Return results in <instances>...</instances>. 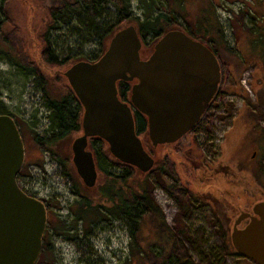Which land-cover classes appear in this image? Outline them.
<instances>
[{"label":"rangeland","instance_id":"374dc122","mask_svg":"<svg viewBox=\"0 0 264 264\" xmlns=\"http://www.w3.org/2000/svg\"><path fill=\"white\" fill-rule=\"evenodd\" d=\"M58 2L8 0V20L3 25V31L11 46L0 38V109L15 119L23 135L25 160L22 178L26 180L30 193L46 204L47 223L56 225L65 220L75 224L72 240L65 234H53V253H49L44 260L49 264H151L149 260L143 261L140 254L150 252L154 245L152 252L163 250L165 254L174 253L180 262L188 257L199 262L216 254H225V264H256L236 250L228 251L221 222L215 214V208L221 215L229 214L234 224L241 211L251 212L256 202L264 200V119L247 117L242 97V93L247 92L251 98H256L252 86L256 82L260 62L248 59L254 52L252 39L249 36L237 39L233 28L235 22L232 21L234 14L243 8L244 0H215L227 43L249 60L240 76L241 93L232 91L233 83H228L231 89L224 87L227 84L225 78L231 77V74L222 72L220 93L203 119L215 124H197L161 153L160 160L166 159L168 171L155 167L146 176L151 195L161 211L144 215L137 228L134 221L112 215L91 226L83 221L76 222L74 210L78 196L72 189L74 183L79 184V180L69 165L65 169L52 152L40 148L34 141L35 134L50 133V111L43 98L44 84L21 65L31 63L37 51L43 48L42 35L49 23V11ZM131 2L133 14L143 17L139 0ZM202 3L203 0H187L184 11L192 17ZM178 8V11H183ZM113 18L112 13L103 15L102 19L93 14L83 17L87 24L90 19L101 22ZM78 24H61L52 30L51 48L59 60L66 55L93 58L98 53L97 40L87 42L86 24L82 27ZM151 39L152 35H149V43ZM219 53L221 71L229 69L227 54L223 49ZM68 66L63 65L59 70L65 72ZM59 76L61 82L52 81V87L48 89L51 94L65 92L61 87L67 85V79L60 73ZM234 85L238 86L236 82ZM79 135L81 133L71 132L60 142L56 152L62 157L67 153L73 157L71 144ZM151 150L155 158L159 150L153 147ZM246 165L261 170H258L259 181H254L252 177L251 185L246 182V187L240 186V189L233 186L232 181L238 175L242 178L248 175ZM111 171L124 173L118 168ZM65 172L72 176H67ZM97 181L98 186L87 191L91 197L97 196L101 187L107 188L109 179L98 173Z\"/></svg>","mask_w":264,"mask_h":264},{"label":"water","instance_id":"95a60500","mask_svg":"<svg viewBox=\"0 0 264 264\" xmlns=\"http://www.w3.org/2000/svg\"><path fill=\"white\" fill-rule=\"evenodd\" d=\"M134 24L118 30L95 61L79 60L64 75L81 102L83 133L72 144L78 175L94 187L98 170L88 138L104 139L111 154L146 173L155 158L136 132L133 108L120 100L117 81H134L132 106L147 117L153 146L173 144L193 130L222 78L215 52L181 29L166 31L142 58ZM25 146L15 119L0 114V264H36L47 227V206L21 189L17 176ZM248 220L244 227L241 223ZM231 241L238 254L264 264V200L234 220Z\"/></svg>","mask_w":264,"mask_h":264},{"label":"trees","instance_id":"16d2710c","mask_svg":"<svg viewBox=\"0 0 264 264\" xmlns=\"http://www.w3.org/2000/svg\"><path fill=\"white\" fill-rule=\"evenodd\" d=\"M7 2L8 0H0V38L5 44L11 46L3 31V25L8 20L6 13ZM186 3L187 0H139V7L143 12V17H141L133 14L131 0H59L57 5L50 8L49 23L42 35L43 48L37 51L31 63L21 65L25 71L38 77L44 84L42 88L43 98L46 107L50 111L49 117L52 129L47 135L35 134V143L40 148L52 152L58 163L65 169L69 165L79 180V184L74 183L72 189L73 193L78 196L75 200L76 207L74 210V219L76 222L83 221L88 226H91L112 215L116 217L122 216L134 221L135 227L137 228L144 215L154 212L159 213L161 211L151 195L146 176L155 167H158L161 171H168V165L165 163L166 159H160L161 153L171 144L158 145L157 147L152 145L148 134L147 117L137 109H133V117L136 132L141 138L144 148L150 154L154 153L151 152V147L159 150L156 153L157 155H155V164L151 171L144 173L135 166L120 161L111 154L109 145L104 139L98 136L89 137L88 149L93 153L98 173L109 179L106 185L107 188L104 189L101 187L98 195L91 197L87 191L97 187L99 181L96 182L94 187L89 188L85 186L76 171L71 155L67 153L62 157L60 153L56 152V148L60 146V142L71 132L83 133L82 116L84 108L68 80L67 85L61 87L65 92L59 95L51 94V90H48L52 87V81L54 83L61 82L59 73L66 78L64 71L59 70L63 65L69 64L71 66L79 60H97L108 48L112 36L123 27L134 24L137 28L142 41L140 50L142 58H146L151 54L156 42L170 29L184 30L194 38L200 40L215 52L220 62L221 57L219 51L223 49L227 54L229 69H223L222 72L231 74V77L227 76L225 78L227 84L224 87L231 89V84L229 85L228 83H233L234 88L232 91H236L237 93H241V86H239L240 76L249 64L248 59L251 58L258 61V63L260 62V68L255 75L256 82L252 86L256 98H251L247 92L242 93V97L246 104L244 110L245 115L253 120L264 119V0H244L245 4L243 8L235 13L232 18V21L235 22V25H233L235 37L238 39L241 36H249L252 39L254 52L250 54L248 59L246 56L240 55L235 48L227 43L223 24L216 12L215 0H203V5L201 4V8L192 17H190V13L186 10L184 11ZM155 5H158V7L155 8ZM178 7L181 10L183 9V11H178ZM111 13L114 15L113 19H103L101 22H95L93 19H90L88 21L90 23L87 24L83 19L84 16L88 17L91 14L102 19L103 15ZM74 22H78V25L81 27L83 24H86L88 29L87 42L96 39L99 43L98 53L93 58L66 55L62 60H59L51 48V32L61 24ZM149 35H152L150 43L148 42ZM148 48H150L149 52H147ZM13 58L14 56H11V59L18 63ZM134 82L135 80L117 81L120 100L127 102L131 106L130 95ZM235 82L238 86L234 85ZM0 114L10 115L2 109H0ZM54 147L55 150L53 149ZM114 168L122 169L124 173L117 174L111 171ZM246 168L248 175L244 178L240 175L234 177V181H232L233 186L240 188V186L246 187L245 184L247 183L251 185L252 177L254 181H259V171L261 170L258 167L251 168L247 165ZM65 174L72 176L68 172H65ZM215 214L218 222H221V230L225 237L226 248H228L229 252H233L235 248L231 241L233 226L231 216L229 214L221 215L216 208ZM74 229L75 224H69L65 220H60L56 225L48 222L43 235L41 258L43 260L47 259L46 256L49 253H53V234H65L68 236V239L72 240L71 237L73 236ZM133 234L134 232H132ZM153 247L154 245H152L150 252H141L140 256L143 261L149 260L151 264H225V254H216L213 258L202 259L199 262L188 257L180 262L178 256L174 253L165 254L162 253L163 250L154 253V251L152 252Z\"/></svg>","mask_w":264,"mask_h":264},{"label":"flooded vegetation","instance_id":"af4514ba","mask_svg":"<svg viewBox=\"0 0 264 264\" xmlns=\"http://www.w3.org/2000/svg\"><path fill=\"white\" fill-rule=\"evenodd\" d=\"M221 82H222V78H221V81H220V83H219V88H218V90H217V92H216L214 98L211 100V102H210L209 106L207 107L206 111L204 112L203 116L201 117V119H200L196 124H215V123L212 122V121H209V120H203V119L206 118L207 114L210 112V109L213 107V104H214V102H215V100H216L218 94L220 93V90H221ZM129 105H130V104H129ZM130 106H131V105H130ZM131 107H132L133 109H135L133 106H131ZM17 125H18V124H17ZM18 127H19V126H18ZM19 130H20V128H19ZM20 132H21V130H20ZM21 135H22V133H21ZM22 136H23V135H22ZM22 139H23V138H22ZM23 167H24V164H23V166H22V168H21V170H20V172H19V179L17 180V182H18L19 186L21 187V189H22L23 191H25L28 195L33 196V197H37L36 195L30 193V191H29L28 188L26 187L27 182H26V180H23V178H22V177H23V173H22V171H23ZM37 198L40 199L39 197H37ZM40 200H41V199H40ZM43 202H44V201H43ZM244 222L247 223L248 220L243 221L241 224H243ZM246 223H245L242 227H244V226L246 225ZM36 264H49V263H47L45 260H43V259L41 258V253H40L39 258H38V260L36 261Z\"/></svg>","mask_w":264,"mask_h":264}]
</instances>
